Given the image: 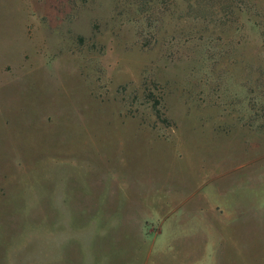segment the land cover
<instances>
[{"label": "rangeland", "instance_id": "374dc122", "mask_svg": "<svg viewBox=\"0 0 264 264\" xmlns=\"http://www.w3.org/2000/svg\"><path fill=\"white\" fill-rule=\"evenodd\" d=\"M0 264H264V0H0Z\"/></svg>", "mask_w": 264, "mask_h": 264}]
</instances>
